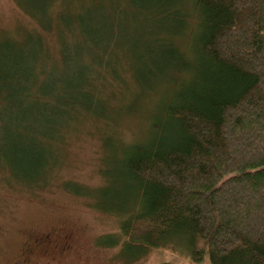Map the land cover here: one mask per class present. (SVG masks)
Returning <instances> with one entry per match:
<instances>
[{
  "label": "trees",
  "instance_id": "1",
  "mask_svg": "<svg viewBox=\"0 0 264 264\" xmlns=\"http://www.w3.org/2000/svg\"><path fill=\"white\" fill-rule=\"evenodd\" d=\"M145 1L152 2L154 16H171L181 28L189 18L195 26L186 50L182 29L174 40L156 38L147 51L146 74L155 75L161 66L190 73L157 109L153 136L124 149L122 204L96 206L117 216L118 232L98 243L120 245L118 255L128 261L148 248H164L193 262L264 264V0H192L191 12L168 0ZM19 60L1 58L0 97L9 96L16 115H0V122L14 129L4 157L15 159L1 161L0 170L19 186L39 188L54 162L43 160L45 152L33 153L39 145L25 131L61 129L66 106L79 104L95 113L104 99L93 103L94 88L83 80L84 70L61 68L49 84L32 63L28 71ZM38 84L49 96L61 94L60 111L27 115L35 105L25 110L21 102ZM73 187L67 188L89 196ZM118 196L116 190L113 198Z\"/></svg>",
  "mask_w": 264,
  "mask_h": 264
},
{
  "label": "rangeland",
  "instance_id": "2",
  "mask_svg": "<svg viewBox=\"0 0 264 264\" xmlns=\"http://www.w3.org/2000/svg\"><path fill=\"white\" fill-rule=\"evenodd\" d=\"M51 1L0 0V64L2 56L11 61L18 57L25 69L34 67L40 80L49 84L61 68L84 70L83 80L94 88L93 103L104 99V104L95 113L79 104L66 106L61 129L25 131V137L33 133L45 149L41 152L35 144L33 153L45 152L43 160L54 163L39 188L19 186L0 170V264H210L207 258L193 262L164 248H148L142 257L128 261L118 255L120 245L98 243L100 237L118 232L117 216L96 206L122 204L124 149L153 136L157 109L189 78V70L176 73L170 66L146 74L151 66L147 51L159 36L174 40L179 29L186 50L194 23L187 18L181 28L171 16H154L152 2L145 0ZM191 1L167 3L191 12ZM32 54L38 55L31 58ZM40 85L21 102L25 110L27 104L35 105L27 114L31 117H39L41 109L50 115L51 108H61V94L49 96ZM12 114L16 115L15 105L2 94L0 115ZM9 128L0 122V162L15 161L2 151L14 132ZM74 185L89 196L71 191ZM115 189L118 198H113Z\"/></svg>",
  "mask_w": 264,
  "mask_h": 264
}]
</instances>
